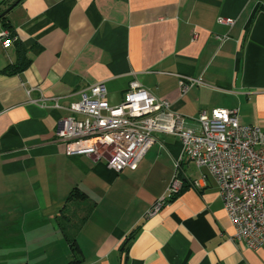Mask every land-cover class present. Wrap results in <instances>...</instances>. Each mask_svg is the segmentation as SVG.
<instances>
[{"label":"crops","instance_id":"1","mask_svg":"<svg viewBox=\"0 0 264 264\" xmlns=\"http://www.w3.org/2000/svg\"><path fill=\"white\" fill-rule=\"evenodd\" d=\"M3 17L13 42L0 43V251L28 264L17 252L53 221L88 264H264V247L231 240L217 184L206 168L178 162L177 137L158 134L136 170L115 173L97 156L65 155L55 131L70 113L51 107L96 83L116 105L136 80L181 116L235 109L264 130V0H21ZM20 47L29 66L4 72ZM181 76L202 83L181 94ZM174 175L179 193L146 216ZM74 188L87 198L67 201Z\"/></svg>","mask_w":264,"mask_h":264},{"label":"built area","instance_id":"2","mask_svg":"<svg viewBox=\"0 0 264 264\" xmlns=\"http://www.w3.org/2000/svg\"><path fill=\"white\" fill-rule=\"evenodd\" d=\"M218 21L233 24L231 19ZM12 42L10 31L0 28L3 48ZM201 83L200 77L181 76L178 81L181 94ZM106 97L104 84L96 83L66 106L53 99L52 108L70 113L59 119L55 131V141L64 145L66 156H97L115 173L134 171L158 134L175 136L181 142L178 162L187 158L206 168L217 184L234 229L231 240L251 250L264 247V130L241 123L235 109L214 108L195 119L181 116L169 101L157 99L136 80L129 83L120 103L112 105ZM188 119L196 121V127H189ZM181 188L182 181L174 175L146 216L155 215Z\"/></svg>","mask_w":264,"mask_h":264},{"label":"rangeland","instance_id":"3","mask_svg":"<svg viewBox=\"0 0 264 264\" xmlns=\"http://www.w3.org/2000/svg\"><path fill=\"white\" fill-rule=\"evenodd\" d=\"M57 223V222H56ZM55 222L49 223V226H44V231H41V234H44L43 236H38V241H40L37 245L32 246H24L22 249L21 254L23 255V258H27L28 264H64L66 263L70 258L71 254L69 251L68 246H65V242H63V239L59 238V235H57V231H54V233L51 232L53 227L55 225L57 226ZM27 225L25 226V228ZM47 228V229H46ZM56 232V233H55ZM54 234L55 237H50V235ZM27 238V237H26ZM64 246L66 249H64ZM31 247V249H29ZM4 250L0 251V261L6 260V262H0L5 264H17L15 261H13V253L10 255L12 249L10 247H3ZM70 255V257L68 256ZM12 258H11V257ZM29 258V259H28ZM13 259V260H12ZM12 260V261H9ZM25 264V262H24Z\"/></svg>","mask_w":264,"mask_h":264},{"label":"trees","instance_id":"4","mask_svg":"<svg viewBox=\"0 0 264 264\" xmlns=\"http://www.w3.org/2000/svg\"><path fill=\"white\" fill-rule=\"evenodd\" d=\"M4 18L5 17H2L0 19V23H2L4 27L8 28L7 25L4 24L3 22ZM29 64H30V60L26 57L25 50L22 47H20L18 49V59H17L16 64L13 66L5 67L3 71L9 72V73L18 72V71L26 69L29 66ZM86 198H87V195L85 193L81 192L78 188H74L69 193L67 197V201H74V200L81 201V200H85ZM132 237H133V233L129 235V237L123 243V246L127 245L129 241L132 239ZM66 241L69 243V251L71 254V258L64 264H88L85 262L83 254L80 248L78 247L76 241L70 240L68 237H66Z\"/></svg>","mask_w":264,"mask_h":264},{"label":"water","instance_id":"5","mask_svg":"<svg viewBox=\"0 0 264 264\" xmlns=\"http://www.w3.org/2000/svg\"><path fill=\"white\" fill-rule=\"evenodd\" d=\"M21 0H15L1 15L3 17L7 12H9L13 7H15Z\"/></svg>","mask_w":264,"mask_h":264}]
</instances>
